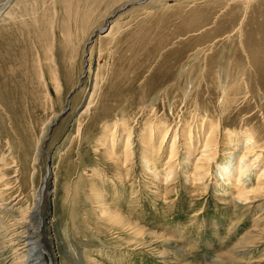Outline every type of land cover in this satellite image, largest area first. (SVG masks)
<instances>
[{
  "label": "rangeland",
  "instance_id": "1",
  "mask_svg": "<svg viewBox=\"0 0 264 264\" xmlns=\"http://www.w3.org/2000/svg\"><path fill=\"white\" fill-rule=\"evenodd\" d=\"M4 1L1 15L8 8L14 17L0 16L1 227L9 224L1 206L21 199L23 208L43 187L45 254L57 255L60 264H210L249 237L253 250L242 264L264 258V241L256 239L264 223L260 232L253 228L264 219V176L259 180L261 172L252 170L236 188L216 170L244 155L247 140L239 132L250 131L263 149L264 33L253 38V70L246 66L251 81L242 70L238 75L248 83L249 98L229 101L221 130L227 137L209 163L204 110L222 116V98L219 79L212 76L208 87L201 74L206 60L216 64L219 48L229 47L217 23L220 0H14L11 8ZM107 25L112 34L104 38L107 33L99 31ZM205 86L211 90L206 104ZM150 124L157 130L151 143ZM166 127L167 144L160 150ZM131 129L135 160L123 171L115 160L122 161ZM227 129L238 136L229 140ZM113 134L114 160L104 146ZM175 135L177 175L166 182ZM101 188L108 204L139 227L136 237L102 217L96 200ZM239 194L258 198L249 202ZM1 233L0 245L6 240ZM165 236L187 257L173 253ZM12 252L0 253V264H13Z\"/></svg>",
  "mask_w": 264,
  "mask_h": 264
},
{
  "label": "bare ground",
  "instance_id": "2",
  "mask_svg": "<svg viewBox=\"0 0 264 264\" xmlns=\"http://www.w3.org/2000/svg\"><path fill=\"white\" fill-rule=\"evenodd\" d=\"M13 1L14 0H5L4 1L5 6H9V8H11ZM23 1H24V3L28 2V0H23ZM138 3L139 2L134 3V4H138ZM12 10L13 9H10V11H12ZM7 11H9L8 8H6V11H3L2 15H1L2 10L0 9V16L2 17V20H11L14 17V13L12 14V13H10V11L9 12H7ZM217 13H218V16H217L218 27L220 29L221 36L224 37V38L222 37L221 40H224L225 38H227V40L229 42V47L227 48V46L225 44H223L222 47L219 48V50H218L219 59H218L216 64H214L211 59L206 60L204 66H203V70H202L203 72L201 74L202 81L205 84H207L206 86H208V87L210 86L212 76L214 78L219 79V88L221 90V98H222L221 99L222 101L220 102L222 104L219 107L222 116H217V118H215L213 116V109L212 108H211L212 110L208 109L207 107H205L206 109L204 108L205 109L204 110L205 121H203L201 128H202V131L204 132L205 135L203 134V132L201 134H203L204 136H207L206 142L204 144V147H205L204 151L206 150L204 155H206V157H207L206 161L207 162L209 161V163L216 161L215 157L217 155V152H216L217 148L219 147V145H221V142L225 139V137H227L226 135L225 136L222 135L225 132L222 133L221 130L223 131L226 129V128H224L223 123H225V117H224L225 112L230 109L229 101H232V99H233V101H234L233 103L235 104L238 100L237 97L239 95H244V100L249 98L250 92L247 90V88H248L247 86H248V83L251 81L250 74H252V73H247L246 66L248 65L247 69L248 68L252 69L251 63L253 61H251V59H252L251 49H252V47L254 48V45H255V43H254L255 40L253 38L256 36H259L261 33L263 35V33H264V0H220V3L218 5V9H217ZM3 15H5V16H3ZM108 32H106L107 35L103 36L104 38L111 36L112 31H108ZM101 35H103V34H101ZM92 39L94 40V38H92ZM215 57H213V58H215ZM259 57H262V56H259ZM210 63L215 65V68H216L215 72L216 73H213V68L210 67ZM217 69H218V71H217ZM240 70H242L243 76L246 77V80L248 83L246 82V80L240 81V79H238V77H239L238 75H239ZM261 72H263V71H261ZM223 79H225V80H223ZM246 90H247V92H246ZM254 90H256V87L252 88V91H254ZM243 92H246V94ZM206 93H208L209 95H208V98L206 100H204L205 104L209 103L208 102L209 98L211 99V94H210L211 90L208 89L207 87H206ZM91 101H92V99H91ZM89 103H91V102H89ZM92 105H93V103H92ZM216 107H217V105H216ZM89 109H90V107H89ZM85 113H86V111H85ZM117 122H119V121H117ZM124 124H125V122H124ZM149 127H150V131H149V137L148 138H149V141L151 143L153 141V137L156 135L157 130H155V125L150 124ZM156 128H157V126H156ZM226 131L230 135L228 137L229 140L232 139L233 135L237 137L238 135L241 134V135L245 136L247 141H246V146L244 148V151H245L244 155L242 154L243 156L238 157L235 161L231 160L229 163L227 162L228 164L223 163V164H219V166L218 165L216 166V170L220 171L219 177L222 178L223 183H225L227 185H231V186L234 185V187L236 186V188H237V187L241 186V183L244 181L246 176H248V175L251 176L252 170H253V172H255L256 170H258L259 173L261 172L260 177H259V180H261L262 176H264V146H262L263 149H260L261 147H259V145L257 146L258 142H257L256 138L254 137V135L250 134V131L249 132L244 131L243 134H242V132L241 133L239 132L238 135L236 134V132H232L233 130L231 131L230 129H227ZM169 132H170V128L166 127L165 131L163 132L164 135L161 139V143L158 146V148L160 150L165 148L164 146L167 144V136H168ZM126 133H127L126 134L127 137L125 138L126 139L125 145H124L125 149L123 151L122 161L119 160L120 158L115 160L118 164L120 162L122 163L123 171L126 170V169H124L125 165L130 164V163H132L131 161L135 160V150H134V147L132 144V139H133L132 135H134V134H133L132 129L130 131L128 130V132L126 131ZM121 135H123V134H121ZM176 135L173 138L171 150L169 153V160L168 161L170 163V167H169L168 174L166 175V179H165L166 182L170 179L172 180V178H174V176L177 175V169L173 165V163H174L173 159H176L175 157H177V154H178L177 143H176V141H177L176 139L178 137H176ZM187 137H189V135ZM204 139H205V137H204ZM116 140L117 139L115 138L114 134L111 135L110 137L107 136V139L105 140L104 146H107L108 151H109V153H108L109 157L112 160L115 159L113 151L116 148ZM237 140H238V138H237ZM150 143L148 142L149 146L151 145ZM106 144H109V145H106ZM256 146L259 148H256ZM255 150H257V151L259 150V151L257 152ZM254 151L257 153H255ZM38 152H40V151L38 150ZM249 154H252V155L254 154V156L251 155L252 156V158H251V156L249 157ZM37 155L39 156V153H37ZM202 162H205V161H202ZM142 164L146 167L145 169H147L148 171H151V170L153 171V169H150L151 164H150L149 160L144 159V163H142ZM220 165H222V166H220ZM129 169H130V167H129ZM207 170H208V172L211 171L210 168ZM130 171H131V169H130ZM130 171L127 170V173L125 174L126 177H128ZM156 173H157V171H156ZM151 175H152V173H151ZM49 176H52V173H50V171H49ZM154 178H155V176H154ZM262 180H264V179H262ZM45 181H46V179H45ZM45 181H44V184H45ZM113 181H118V180L113 179ZM258 183L260 184V182H258ZM122 184L123 183H121L120 187L122 189H124V185H122ZM42 188L36 189L34 191L33 196H32L33 200L31 201V203L26 204V206H23V208H22V205H20L21 199L20 200H16V199L13 200V202H15L13 204L7 203V204L1 206L3 209L7 210V212H8L9 224H8V226H6V224L3 221L2 227L0 226L1 232H2L1 234L3 237L2 239H6L0 245V253H3L5 255L6 249H10L11 251L13 250V252H12V254L14 255L13 256V258H14L13 264H48V260H49V264H60V262H58L57 255H54V258L56 260V262H55V260L53 261L54 258H53V255L51 253L49 254L48 257L45 254L46 249H45V245H44L45 244L44 243V230H45L46 225L44 223L45 220H44V217L42 215L43 214L42 202H44V196H42L44 190ZM205 189H206V187H205ZM262 189H264V188H262ZM186 190H188V189H186ZM257 190H258V187H257ZM253 191L255 192V190H253ZM253 193H252V196H253ZM242 195H243V193H242ZM242 195L239 194L240 197H243ZM245 195H244L243 199H241V198H239V199L246 200V201H249V200L255 201V199L258 198V197H254V198L252 197L253 199L252 198L249 199L247 197V195L246 196ZM104 197H105L104 191L102 190V188L98 189L97 195H96V200L100 203L101 207L104 209V211H102V212L100 211L103 214L102 217L105 219H110V220L116 222V225L118 224L125 231L130 232L131 234H133L136 237V235L139 232V230H138L139 227L137 228L129 219H128L129 221L126 220L127 218L125 219L123 217L124 215L120 214L117 211V209H115L116 207H113L111 204H108L107 200H105ZM232 200H234V199H232ZM231 202H233V201H231ZM249 202H251V201H249ZM235 203H237V202H235ZM230 205H232V204H230ZM236 207H237V205L235 206V208ZM9 212H10V214H9ZM54 219H55V217L53 216V220ZM10 223H11V225H10ZM262 223H264V219H261L259 221H257V220L254 221L253 228L255 229L256 232L261 231V230L259 231L257 229H259V224H262ZM263 226H264V224H263ZM262 229H263V231H261L260 234L257 235L258 238H256V239H258V242L260 241L259 244L264 241V227ZM140 231H142V229H140ZM247 237H245V238H247ZM160 238H163V237H160ZM0 240H1V238H0ZM163 240L165 241V244L169 243L172 245V250L171 249L170 250L173 253H177V254L181 253L184 258L187 257V255L184 254L183 250L178 249V246H177V244L173 238L170 239V238H167L165 236L163 238ZM143 241H146V239ZM251 241H253V239ZM133 242H134V240H133ZM138 242L139 241L135 242V244L132 246L138 247L139 246V244H137ZM237 243L238 244H236V246H233V248L231 250L230 249L227 250V251L230 250V252H228V255L226 254L227 256H224L225 253L223 255L219 254V257H221V258H218V260H217V258H216V260L210 259L209 260L210 264H228V263H230V264L231 263L232 264H242V263H244L245 256L248 255L250 257L252 250H253L252 247L248 246L251 243L250 237H249V239L248 238L245 239V241L242 240V242H237ZM252 244L253 243H251V245ZM168 247H169V245H168ZM166 250H168V249H166ZM164 254H166V253L164 252ZM167 255H169V253H167ZM170 255H171V253H170ZM170 255H169V257L168 256H166V257H168V259L173 260L174 258H172V257L170 258ZM56 257H57V259H56ZM92 261H93V259H92ZM92 261H90V264H98V262L94 263ZM225 261H227L228 263H226ZM256 264H264V258L260 261L256 260Z\"/></svg>",
  "mask_w": 264,
  "mask_h": 264
},
{
  "label": "water",
  "instance_id": "3",
  "mask_svg": "<svg viewBox=\"0 0 264 264\" xmlns=\"http://www.w3.org/2000/svg\"><path fill=\"white\" fill-rule=\"evenodd\" d=\"M147 1H148V0H143V1L139 2L138 4H143V3L147 2ZM114 17H115V15H114ZM108 24H109V23H108ZM107 28H108V25H107L102 31H99V33H100V34L105 33V32L107 31ZM90 42L93 43V39H92ZM75 91H76V89L73 90L72 94H73ZM67 110H68V108H67L66 110H64V113H66ZM64 113H62V115H63ZM48 162H50V159H49ZM48 166H50L49 163H48ZM45 183H46V181H45ZM43 192H44V191H43Z\"/></svg>",
  "mask_w": 264,
  "mask_h": 264
}]
</instances>
